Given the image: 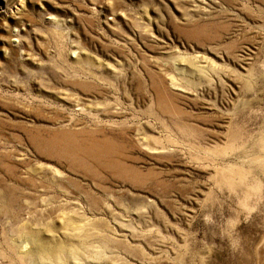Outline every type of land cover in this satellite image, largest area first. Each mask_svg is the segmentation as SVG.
I'll use <instances>...</instances> for the list:
<instances>
[{
    "label": "rangeland",
    "instance_id": "obj_1",
    "mask_svg": "<svg viewBox=\"0 0 264 264\" xmlns=\"http://www.w3.org/2000/svg\"><path fill=\"white\" fill-rule=\"evenodd\" d=\"M0 264H264V0H0Z\"/></svg>",
    "mask_w": 264,
    "mask_h": 264
}]
</instances>
